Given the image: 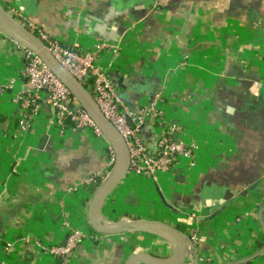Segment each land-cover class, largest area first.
<instances>
[{
	"label": "crops",
	"instance_id": "0c3cea01",
	"mask_svg": "<svg viewBox=\"0 0 264 264\" xmlns=\"http://www.w3.org/2000/svg\"><path fill=\"white\" fill-rule=\"evenodd\" d=\"M11 1L65 45H123L98 58L122 101L139 114L164 94L175 140L198 146L195 167L181 159L158 183L127 176L107 201V221L180 227L200 264H264L256 257L264 248V0ZM25 67L24 49L0 33V264H59L24 239L62 245L65 219L93 231L95 189L81 184L109 172V144L71 121L63 133L53 129L47 104L23 129L15 98L28 92ZM160 134L153 119L141 130L152 152ZM141 252L172 256L151 235H101L80 244L70 264H126Z\"/></svg>",
	"mask_w": 264,
	"mask_h": 264
},
{
	"label": "built area",
	"instance_id": "2783aa9c",
	"mask_svg": "<svg viewBox=\"0 0 264 264\" xmlns=\"http://www.w3.org/2000/svg\"><path fill=\"white\" fill-rule=\"evenodd\" d=\"M0 2L17 22L26 26L44 42L61 65L90 92L101 112L120 132L130 154L128 176L147 178L158 183L162 174L172 175L175 166L181 159L189 161V168L197 165L198 146L194 143L185 145L182 141L174 138L178 127L167 121L165 117L162 106L164 94H155L150 103L139 114H135L125 105L119 93L110 83L107 76L108 69L98 63V58L106 52L118 55L123 45L108 41H98L88 49L82 48L77 43L65 45L34 25L23 9L11 0H0ZM0 33L2 34L1 31ZM18 47L24 49L25 52V76L28 90L26 94L21 93L15 98V102L21 110L20 126L29 131L41 108L47 104L53 113L51 123L53 129L56 128L63 133L66 129V122L71 121L76 130L88 129L104 139L90 116L78 105L64 85L46 68L41 59L22 46L18 45ZM44 93L47 94V98H44ZM150 119H153L156 126L161 128L156 152H152L141 137V130ZM108 152L110 154L109 172L87 177L81 187H90L96 191L110 176L115 155L110 146ZM73 190L76 191L75 188ZM63 224L68 231V237L62 245H47L30 236L24 240L34 241L44 254L52 257L59 264H70L73 253L80 244L96 241L101 237V234L95 231L85 233L75 229L67 219L63 220ZM10 247L11 244H7L5 250L8 251ZM185 264H192V262Z\"/></svg>",
	"mask_w": 264,
	"mask_h": 264
},
{
	"label": "water",
	"instance_id": "95a60500",
	"mask_svg": "<svg viewBox=\"0 0 264 264\" xmlns=\"http://www.w3.org/2000/svg\"><path fill=\"white\" fill-rule=\"evenodd\" d=\"M0 31L18 45L37 55L46 68L64 85L78 105L90 116L110 148L114 151L115 161L110 176L94 192L88 202V220L93 231L101 235H138L146 234L167 242L172 248V256L162 258L154 253H137L127 260L126 264H185L192 252V264H200L193 253L194 246L187 233L180 227L170 225L157 219H121L108 222L105 207L110 196L126 179L130 169V154L126 141L116 127L104 116L90 92L69 73L53 56L44 42L26 26L17 22L0 2ZM259 220L264 224L262 213ZM264 254V248L256 257ZM247 261L229 264H246Z\"/></svg>",
	"mask_w": 264,
	"mask_h": 264
},
{
	"label": "trees",
	"instance_id": "16d2710c",
	"mask_svg": "<svg viewBox=\"0 0 264 264\" xmlns=\"http://www.w3.org/2000/svg\"><path fill=\"white\" fill-rule=\"evenodd\" d=\"M67 123H68V121H67ZM67 237H68V236H67ZM130 248H131V249H134V248H135V245L131 246Z\"/></svg>",
	"mask_w": 264,
	"mask_h": 264
},
{
	"label": "bare ground",
	"instance_id": "6f19581e",
	"mask_svg": "<svg viewBox=\"0 0 264 264\" xmlns=\"http://www.w3.org/2000/svg\"><path fill=\"white\" fill-rule=\"evenodd\" d=\"M172 249V248H171Z\"/></svg>",
	"mask_w": 264,
	"mask_h": 264
}]
</instances>
